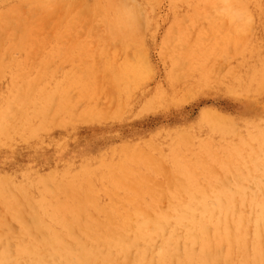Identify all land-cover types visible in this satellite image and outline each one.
I'll list each match as a JSON object with an SVG mask.
<instances>
[{
  "label": "bare ground",
  "instance_id": "6f19581e",
  "mask_svg": "<svg viewBox=\"0 0 264 264\" xmlns=\"http://www.w3.org/2000/svg\"><path fill=\"white\" fill-rule=\"evenodd\" d=\"M169 1L170 92L199 64L178 47L177 12L236 13L221 60L233 62L226 94L240 108L81 145L80 130L114 122L94 95L101 85L128 104L135 87L138 115L169 95H149L139 59L101 48L85 62L88 39L143 43L157 0H102L92 18L71 13L87 0H0V264H264V0ZM213 69L201 84L221 80Z\"/></svg>",
  "mask_w": 264,
  "mask_h": 264
},
{
  "label": "rangeland",
  "instance_id": "374dc122",
  "mask_svg": "<svg viewBox=\"0 0 264 264\" xmlns=\"http://www.w3.org/2000/svg\"><path fill=\"white\" fill-rule=\"evenodd\" d=\"M99 1L102 0H87V10L74 9L71 13L73 16H80L82 13L85 17L92 18L96 14L94 10L96 5L100 4ZM157 3L159 5L155 13L156 19L151 29L152 33L144 37L143 43L141 42L138 46L132 44L128 49L120 50L123 46L122 41H113L114 44H110L112 42H105L102 38H99L101 43L99 39L96 40L99 43L88 39L86 49L90 56L86 57L85 62H94L99 55V51H102L101 48H105L104 51L112 54L119 63H132L139 59L140 64L146 70L150 69L151 72V77H149V72L146 81V89L149 91V95L157 88L169 93V95L155 109L138 115L141 111V102L138 100L139 96H135L137 93L135 87L131 88L130 103L128 104L127 94L121 92L120 97L117 95L116 100H114L112 99L114 97L113 86L101 85L94 95L99 99V103L101 102V105L106 108L105 110L110 113L114 122L102 127L99 132H95L90 128L80 130V141L77 142H81V145H89L98 136L113 137L117 141L123 139L136 140L163 128L168 129L178 126L191 129L203 110L214 109L217 112L235 113L240 108V103L226 94L231 80L233 62L221 60V58L227 56L224 53L229 49L228 42L240 30L238 28L240 22L234 18L236 13L223 14L225 16L221 17L217 11L211 10L198 13L193 11L177 12L180 16L176 25L177 32L180 34L177 42L178 47L182 50L184 57L192 58L195 63L199 61V64L196 69L188 71L185 75L180 84V90L171 93L169 76L167 75L170 60L164 55L163 39L172 25L175 12H173L169 0H157ZM4 31L0 27V34ZM48 31L50 32L49 29H45L43 33L49 34ZM98 34L99 32H95L94 36ZM102 40L104 43H102ZM67 42L68 40L61 39V44L67 45ZM116 43L117 45H115ZM0 47H3V44H0ZM172 50L174 54H178L174 48ZM124 58L127 59L122 61ZM212 66L214 67V74L220 77L221 80L217 82L210 81L208 85L201 84L197 74L203 72L204 67ZM218 68L219 71H217ZM74 96L77 98L78 93ZM82 105L83 103L80 104V108H82ZM261 105L264 107V101L261 102ZM119 108H122V111ZM119 111L121 116L118 113Z\"/></svg>",
  "mask_w": 264,
  "mask_h": 264
}]
</instances>
